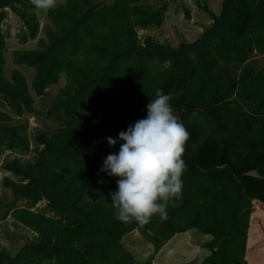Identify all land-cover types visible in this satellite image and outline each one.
<instances>
[{
    "label": "trees",
    "instance_id": "1",
    "mask_svg": "<svg viewBox=\"0 0 264 264\" xmlns=\"http://www.w3.org/2000/svg\"><path fill=\"white\" fill-rule=\"evenodd\" d=\"M104 1L58 0L46 12V39L12 53L13 64L35 69L28 84L17 68L5 76L2 23L12 10L23 23L21 41L34 40L36 8L0 0V158L14 155L1 164L13 176L2 181L13 199L0 205L3 218L35 233L14 253L0 248V264H136L123 246L127 235L140 232L156 254L193 229L211 236L201 264H249L253 205H264V0H222L219 13L198 2L212 22L176 46L138 34L162 26L167 4ZM62 75L66 83L46 113L56 127L39 131L31 149L28 120L20 121L39 114L29 85L43 97ZM158 89L190 133L182 195L164 221L122 223L110 197L117 178L101 169L123 143L118 134L146 118ZM43 200L44 211L35 210Z\"/></svg>",
    "mask_w": 264,
    "mask_h": 264
},
{
    "label": "rangeland",
    "instance_id": "2",
    "mask_svg": "<svg viewBox=\"0 0 264 264\" xmlns=\"http://www.w3.org/2000/svg\"><path fill=\"white\" fill-rule=\"evenodd\" d=\"M222 0H207L208 6L215 13L221 10ZM105 3L110 0H105ZM198 2L203 5L204 0H145L144 3L155 4L159 7L167 4V9L164 12L165 20L161 27H149L147 29H138V34L141 38L152 36L160 42H168L173 45H178L181 41H194L200 36L203 30V25L210 24L211 18L209 15L200 9ZM188 9H184V8ZM189 10L190 17L188 18L186 11ZM37 16L40 24L38 37L34 40H29L26 43L21 41V35L24 32V27L21 19L10 9L6 10V18L2 23V29L6 34V66L5 76L10 78L13 69H19L27 78L28 84L35 76V69L26 65L16 66L12 62V53L15 50L33 49L38 46L40 40H45V26L50 23L47 14L37 10ZM66 83L64 75L58 84L50 86L48 93L43 97H36L34 91L29 85V91L34 96V108L39 114H25L20 121L28 120L30 129L29 137L31 138V149L35 146L34 137L39 131L51 132L56 124L49 118L46 113L51 102L54 100L58 90ZM7 111V107H3ZM33 155V153H32ZM10 156L3 155L0 158V203L5 197L13 199L11 192L6 189L2 181L5 176L13 177L10 173L2 169L1 164L6 159H12ZM29 157L27 155L25 158ZM25 201L19 200L16 206H24ZM263 205V204H262ZM258 205L255 204L254 207ZM264 206V205H263ZM46 208V201L43 200L35 206V210L43 212ZM6 213L5 206L0 205V248H6L11 252H16L21 246L31 239L35 233L28 227L19 225L11 215L2 217ZM47 214H50L47 211ZM259 227V224H257ZM255 224L252 225L250 234V253L249 264H264V230L259 233V228ZM211 239L210 235L201 234L198 230L193 229L186 233L176 234L170 239L167 244L155 254L154 246L138 231L127 235L123 239V246L128 249L135 257L136 264H201L209 251L202 248L204 241Z\"/></svg>",
    "mask_w": 264,
    "mask_h": 264
},
{
    "label": "clouds",
    "instance_id": "3",
    "mask_svg": "<svg viewBox=\"0 0 264 264\" xmlns=\"http://www.w3.org/2000/svg\"><path fill=\"white\" fill-rule=\"evenodd\" d=\"M40 11L58 7V0H31ZM172 97L162 90L147 104L146 118L137 120L118 138L123 143L118 153L109 154L102 172L117 178V190L110 193L116 218L122 223L137 222L141 226L153 217L168 218L167 209L182 195L183 159L190 133L170 104ZM110 146L117 139L107 138ZM260 207V203L254 202ZM257 209L258 207H254ZM261 208H264L261 207Z\"/></svg>",
    "mask_w": 264,
    "mask_h": 264
},
{
    "label": "crops",
    "instance_id": "4",
    "mask_svg": "<svg viewBox=\"0 0 264 264\" xmlns=\"http://www.w3.org/2000/svg\"><path fill=\"white\" fill-rule=\"evenodd\" d=\"M257 209H254V211L251 214L250 227H249V239H250V234H251V229H252L253 224H255L256 226L257 224H259V227L257 226L259 228V233L262 230H264V208L258 207ZM249 239H248V248H247V260H249L248 251L250 250Z\"/></svg>",
    "mask_w": 264,
    "mask_h": 264
}]
</instances>
